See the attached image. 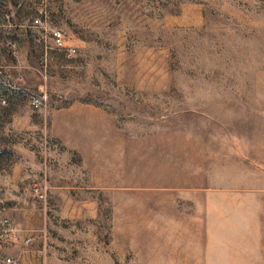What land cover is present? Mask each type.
<instances>
[{
    "label": "rangeland",
    "instance_id": "rangeland-1",
    "mask_svg": "<svg viewBox=\"0 0 264 264\" xmlns=\"http://www.w3.org/2000/svg\"><path fill=\"white\" fill-rule=\"evenodd\" d=\"M0 237V264H264V0H0Z\"/></svg>",
    "mask_w": 264,
    "mask_h": 264
},
{
    "label": "built area",
    "instance_id": "built-area-1",
    "mask_svg": "<svg viewBox=\"0 0 264 264\" xmlns=\"http://www.w3.org/2000/svg\"><path fill=\"white\" fill-rule=\"evenodd\" d=\"M58 42L61 43V37H60L59 34H58ZM36 195H37L38 198H44L45 197L44 192L41 191L40 189H36ZM10 230L12 232L13 231V228H11ZM6 261H7L8 264H18V262H17V260L15 258L8 257L6 259Z\"/></svg>",
    "mask_w": 264,
    "mask_h": 264
}]
</instances>
